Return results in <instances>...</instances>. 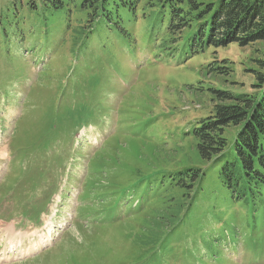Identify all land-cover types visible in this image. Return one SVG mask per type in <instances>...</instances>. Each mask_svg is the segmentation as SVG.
<instances>
[{
  "label": "rangeland",
  "instance_id": "obj_1",
  "mask_svg": "<svg viewBox=\"0 0 264 264\" xmlns=\"http://www.w3.org/2000/svg\"><path fill=\"white\" fill-rule=\"evenodd\" d=\"M40 2L0 0V251L14 246L15 263L52 230L55 248L16 264H264V185L247 198L223 186L225 163L202 160L193 136L216 105L229 104L218 92H257L264 42L215 48L184 35L173 46L165 31L151 42L159 14L144 11L143 0L136 15L123 13L127 39L99 26L83 44L74 38L86 13ZM220 63L226 72L216 70ZM238 130H225L230 149ZM74 137L81 155L68 150ZM48 140L64 141L47 159L33 154ZM12 146L21 151L15 164ZM62 150L69 165L56 158ZM189 167L207 172L189 216L155 249L143 248L147 221L182 194L168 188ZM27 168L43 171L35 192ZM123 195L116 221L91 224ZM9 211L15 219L2 220Z\"/></svg>",
  "mask_w": 264,
  "mask_h": 264
},
{
  "label": "trees",
  "instance_id": "obj_2",
  "mask_svg": "<svg viewBox=\"0 0 264 264\" xmlns=\"http://www.w3.org/2000/svg\"><path fill=\"white\" fill-rule=\"evenodd\" d=\"M34 4L40 0H31ZM79 2V3H78ZM143 0H41L40 3L51 11L64 10L73 4L86 13V24L76 32V42L85 41L99 26H113L124 38L123 13L136 15ZM36 8V7H35ZM143 10L157 11L159 22L150 35L156 40L165 31L164 41L176 44L187 37L193 43L201 42L215 48H226L230 44L240 47L264 42V0H148ZM73 10H70V12ZM146 14V13H144ZM151 17H155L151 13ZM147 18V17H145ZM164 42V50L172 45ZM175 44L173 46H175ZM193 54L197 53L192 46ZM216 63V62H215ZM257 72L258 83L255 94L234 95L218 92V96L228 105H216L215 114L202 119L193 129L202 160L217 167L224 162L218 174L223 186L234 190L240 197L255 195L264 185V61ZM224 73L227 68L221 63L216 67ZM230 126L239 129L234 145L229 148L225 130ZM206 170L189 167L177 173L176 182L169 185V191H182L177 198H170L150 218L144 237L140 238L143 248L155 249L159 242L178 229L189 216L193 203L200 193Z\"/></svg>",
  "mask_w": 264,
  "mask_h": 264
},
{
  "label": "bare ground",
  "instance_id": "obj_3",
  "mask_svg": "<svg viewBox=\"0 0 264 264\" xmlns=\"http://www.w3.org/2000/svg\"><path fill=\"white\" fill-rule=\"evenodd\" d=\"M13 116V115H12ZM51 232L49 233V236L48 237H46V240L45 239H43V240H41V242H39V244L38 245H40V244H44V243H46V242H49V240L51 239Z\"/></svg>",
  "mask_w": 264,
  "mask_h": 264
}]
</instances>
